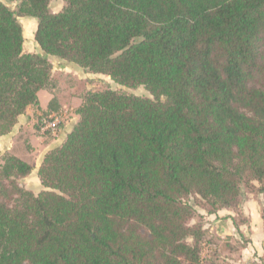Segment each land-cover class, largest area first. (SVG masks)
Instances as JSON below:
<instances>
[{
	"label": "trees",
	"instance_id": "obj_1",
	"mask_svg": "<svg viewBox=\"0 0 264 264\" xmlns=\"http://www.w3.org/2000/svg\"><path fill=\"white\" fill-rule=\"evenodd\" d=\"M8 1L18 6L0 1L3 130L39 109V91L54 93L50 57L153 99L85 94L39 167L48 191L19 186L31 165L3 159L0 264H221L202 259L185 199L210 200L213 214L243 183L264 194V0H64L58 13L50 0ZM19 17L36 20L37 53L23 52Z\"/></svg>",
	"mask_w": 264,
	"mask_h": 264
},
{
	"label": "rangeland",
	"instance_id": "obj_2",
	"mask_svg": "<svg viewBox=\"0 0 264 264\" xmlns=\"http://www.w3.org/2000/svg\"><path fill=\"white\" fill-rule=\"evenodd\" d=\"M5 5L13 10H17L18 2H11L8 0H0ZM65 6L64 0H50L49 9L52 13L60 12ZM33 18L19 17L23 29V52L32 53L36 50V43L34 41L35 25L32 22ZM52 64L53 78L55 90L52 97L56 98L52 111H42L33 106L29 107V113L25 117V121L21 124L16 122L14 126L9 128V131L3 130L0 126V166L6 156H15L24 159L25 162L35 167L36 171L32 172L24 178L18 179V184L26 190L32 191L35 195L48 191L38 177L37 168L40 167L44 156H42L47 145L54 139H57L59 134L64 132L66 126H70L74 122L77 115V110L82 104V97L88 92L113 91L115 93L147 97L153 99L152 95L141 85H125L110 76L102 74H93L86 72L75 65L61 62L55 57H50ZM79 105V107H78ZM78 107V108H77ZM26 114V113H25ZM58 118L59 126L55 132H42L40 124L42 120ZM4 133V134H3ZM31 166V167H32ZM39 170V169H38ZM259 184L256 181L250 184H241L240 196L237 198L233 206L225 209L234 216L230 223L231 236H229L226 219L227 213H221L219 217L207 221L209 212L212 211L211 201L204 200L197 195H192L185 199L194 209V216L188 221V225L192 226L199 223L203 226L204 237L201 242V257L205 261H218L221 264H231L229 260H237L242 258V248H247L244 251L247 258L240 262V264H264V252L261 255L253 252L250 245H252V237L264 242V194L257 191ZM255 200L259 203L258 216L254 221H250L248 217L242 212L243 205L248 200ZM215 209V208H214ZM225 214V215H224ZM225 216V217H224ZM253 222V223H252ZM206 223H213L220 227L218 234H214L206 228Z\"/></svg>",
	"mask_w": 264,
	"mask_h": 264
},
{
	"label": "crops",
	"instance_id": "obj_3",
	"mask_svg": "<svg viewBox=\"0 0 264 264\" xmlns=\"http://www.w3.org/2000/svg\"><path fill=\"white\" fill-rule=\"evenodd\" d=\"M32 22L34 23L35 28H36V25H37L36 20L35 19H32ZM38 51L39 50H38V47H37L36 50H34L32 53H37ZM52 73H53V70H52ZM52 78H57V76H55V75L52 74ZM38 98H39V102H40V109L42 111H46L47 106H48V103L52 99V95L49 92H47V91L41 90V91L38 92ZM29 107L26 109V114L20 116L17 119L18 124L19 123L21 124L22 122L25 121V117H27V115L29 113ZM78 107H79V105H78ZM77 121H78V115H76V117L74 118V122H72V124L70 126L68 125V126H66V128H64V132L61 133V134H59V136H58L57 139H54L52 142H50L47 145V147L45 148L42 156H44L45 153H47L49 150L54 149V148H57L58 146H60L63 143V141L66 139L67 135L71 132V130L73 129V127L75 126V124L77 123ZM35 169L36 168L32 166V172H35L36 171ZM38 169H39V167L37 168V171H38ZM258 207H260V206H259V203L257 201H255L253 199L252 200L249 199L243 205V208H242L243 211L242 212L244 213V215L246 217H248L250 219V221H254V218L256 216H258V214H259ZM222 212L223 213H227V215H228V217H227V219H226L225 222L227 224V229H228L227 234L230 232L229 233V236H231L230 235L231 234V231H230V227H231L230 226V223H232V220L231 219L234 216H232L228 210L218 209L215 213L208 214L207 221L210 222L211 219L216 218V217H219ZM206 228H208L209 231L212 232V233L214 231V234H218V230H220V227L217 224H216V226H213V223L212 224L211 223H206ZM258 238L259 239H255L254 237H252V245H250V247L252 248L253 252L257 253V255H261V251L264 252V242H261L260 237H258ZM244 251L246 252V251H248V249L246 247L245 248H242V258L239 257L237 260H229V262L231 264H240L241 261H243L244 259L247 258L246 254L243 253Z\"/></svg>",
	"mask_w": 264,
	"mask_h": 264
},
{
	"label": "built area",
	"instance_id": "obj_4",
	"mask_svg": "<svg viewBox=\"0 0 264 264\" xmlns=\"http://www.w3.org/2000/svg\"><path fill=\"white\" fill-rule=\"evenodd\" d=\"M59 123L60 122L58 118L42 120L40 129L42 132H55L59 126Z\"/></svg>",
	"mask_w": 264,
	"mask_h": 264
}]
</instances>
